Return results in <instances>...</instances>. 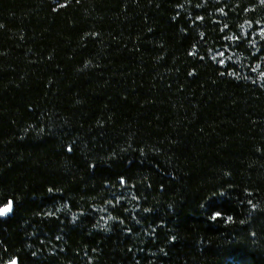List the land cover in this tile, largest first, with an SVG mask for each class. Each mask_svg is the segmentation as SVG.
<instances>
[{
	"label": "trees",
	"instance_id": "1",
	"mask_svg": "<svg viewBox=\"0 0 264 264\" xmlns=\"http://www.w3.org/2000/svg\"><path fill=\"white\" fill-rule=\"evenodd\" d=\"M0 264H264V0H0Z\"/></svg>",
	"mask_w": 264,
	"mask_h": 264
},
{
	"label": "water",
	"instance_id": "2",
	"mask_svg": "<svg viewBox=\"0 0 264 264\" xmlns=\"http://www.w3.org/2000/svg\"><path fill=\"white\" fill-rule=\"evenodd\" d=\"M7 208H8V206L4 207L3 209H7ZM10 211L6 212V214L9 213ZM6 214H4V215H6ZM4 215H1V216H4ZM7 264H19V261H18V259H14V260L8 262Z\"/></svg>",
	"mask_w": 264,
	"mask_h": 264
},
{
	"label": "snow or ice",
	"instance_id": "3",
	"mask_svg": "<svg viewBox=\"0 0 264 264\" xmlns=\"http://www.w3.org/2000/svg\"><path fill=\"white\" fill-rule=\"evenodd\" d=\"M11 210V204H9L7 209L0 208V215L6 214V212Z\"/></svg>",
	"mask_w": 264,
	"mask_h": 264
}]
</instances>
